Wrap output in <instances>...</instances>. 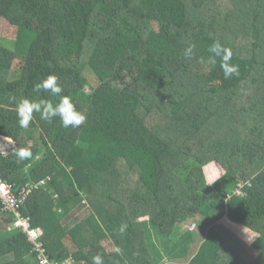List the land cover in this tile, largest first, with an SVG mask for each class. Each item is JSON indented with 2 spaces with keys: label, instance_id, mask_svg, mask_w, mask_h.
I'll return each mask as SVG.
<instances>
[{
  "label": "trees",
  "instance_id": "1",
  "mask_svg": "<svg viewBox=\"0 0 264 264\" xmlns=\"http://www.w3.org/2000/svg\"><path fill=\"white\" fill-rule=\"evenodd\" d=\"M217 39L238 76L209 63ZM49 75L79 127L19 126L22 99L58 101L33 90ZM0 137V179L27 192L51 264H264V0H0ZM222 219L256 234L249 260ZM13 222L0 204V264H39Z\"/></svg>",
  "mask_w": 264,
  "mask_h": 264
},
{
  "label": "clouds",
  "instance_id": "2",
  "mask_svg": "<svg viewBox=\"0 0 264 264\" xmlns=\"http://www.w3.org/2000/svg\"><path fill=\"white\" fill-rule=\"evenodd\" d=\"M193 48V45H189L185 49L184 54L186 57L191 58ZM208 51L211 53L209 63L215 65L217 60H219L225 79H230L233 76L239 75V66L230 63L232 59L231 49L223 45L220 40L217 39L213 41ZM57 80L58 78L55 75H49L39 83H36L33 89L37 93L44 91L52 96L59 97L56 103L44 99H22L17 103L16 112L18 123L21 128L27 129L29 127L34 112L39 113L40 118L45 121H52L54 118L58 117L61 126L64 128H76L85 122L87 119L86 115L76 109L71 98L61 95L63 89L59 86ZM32 154L31 146L18 148L13 153L18 164L30 159ZM120 231H124V226L121 227ZM120 251L119 248L115 249L117 254H120ZM92 264H104L102 256L99 254L93 256Z\"/></svg>",
  "mask_w": 264,
  "mask_h": 264
},
{
  "label": "rangeland",
  "instance_id": "3",
  "mask_svg": "<svg viewBox=\"0 0 264 264\" xmlns=\"http://www.w3.org/2000/svg\"><path fill=\"white\" fill-rule=\"evenodd\" d=\"M125 30V29H124ZM8 40H13L14 38L11 37L10 34L13 35L12 32H8ZM20 60H14V68L16 73H19L17 70L21 66ZM205 178H206V186L204 187L203 191L205 193H208L210 197L217 196L219 197L218 192V182L221 181V177L224 174V171L220 168V166L213 162H207V164L203 168ZM219 178V179H218ZM213 182V183H212ZM211 183V184H210ZM214 185V190L211 186ZM217 193L218 195H216ZM217 225L225 232L230 233L231 236L234 237L235 241L237 242L238 246H234L240 254L246 259L249 260L252 257V254L249 251V246L252 244V242L255 240L256 234L248 231L247 229H244L240 226H234L231 223H229L227 220L222 219L220 222L217 223ZM184 230H194V224L191 223H185L184 224ZM43 233V232H42ZM108 248V246H107ZM241 248V249H239ZM242 248L244 250H242ZM177 256L174 254V257Z\"/></svg>",
  "mask_w": 264,
  "mask_h": 264
},
{
  "label": "built area",
  "instance_id": "4",
  "mask_svg": "<svg viewBox=\"0 0 264 264\" xmlns=\"http://www.w3.org/2000/svg\"><path fill=\"white\" fill-rule=\"evenodd\" d=\"M26 194V191L15 194L11 187L0 179V204L3 211L10 213L14 217L12 228L21 230L28 241L36 247L39 252V264H51L40 244V238L43 234L42 230L40 228H32L29 218L21 215L20 209L26 200Z\"/></svg>",
  "mask_w": 264,
  "mask_h": 264
},
{
  "label": "crops",
  "instance_id": "5",
  "mask_svg": "<svg viewBox=\"0 0 264 264\" xmlns=\"http://www.w3.org/2000/svg\"><path fill=\"white\" fill-rule=\"evenodd\" d=\"M6 148L5 150H3ZM14 148V144L10 139L0 137V153H9Z\"/></svg>",
  "mask_w": 264,
  "mask_h": 264
}]
</instances>
